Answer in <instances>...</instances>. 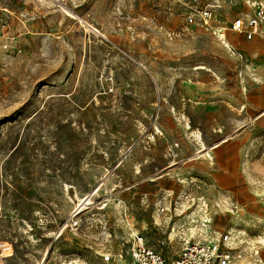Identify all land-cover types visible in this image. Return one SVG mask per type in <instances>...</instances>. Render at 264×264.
<instances>
[{
	"label": "rangeland",
	"instance_id": "rangeland-1",
	"mask_svg": "<svg viewBox=\"0 0 264 264\" xmlns=\"http://www.w3.org/2000/svg\"><path fill=\"white\" fill-rule=\"evenodd\" d=\"M0 35L5 264H106L136 234L264 264V39L228 52L176 0H0Z\"/></svg>",
	"mask_w": 264,
	"mask_h": 264
},
{
	"label": "built area",
	"instance_id": "built-area-1",
	"mask_svg": "<svg viewBox=\"0 0 264 264\" xmlns=\"http://www.w3.org/2000/svg\"><path fill=\"white\" fill-rule=\"evenodd\" d=\"M178 1L183 4L182 17L187 26H203L223 44L227 42L229 31L252 40L261 32L264 23V0H243L253 8V13L245 17H234L231 21L223 20L219 16V10L223 9L220 1ZM12 249V243L0 240V264H5ZM102 257L106 264H236L241 256L236 253L228 234H222L217 242L210 243L185 240L182 247L169 252L151 246L143 235L136 234L127 252H109Z\"/></svg>",
	"mask_w": 264,
	"mask_h": 264
},
{
	"label": "crops",
	"instance_id": "crops-1",
	"mask_svg": "<svg viewBox=\"0 0 264 264\" xmlns=\"http://www.w3.org/2000/svg\"><path fill=\"white\" fill-rule=\"evenodd\" d=\"M176 1L181 8V21L184 25H186L184 20H183V17H182V13L184 11L183 4L181 2H179L178 0H176ZM217 1H220L223 5V9L219 10V12H218L219 16L223 20L231 21L234 17H237V16H244L245 17V16L253 13V8L251 6L245 4V2L243 0H235L236 4L231 3L230 0H217ZM192 26L194 27V25H192ZM186 27H190V26L186 25ZM200 28H201V26H200ZM203 28H205V27H203ZM260 39H264V23L262 25L261 32L258 35H256L252 40H247L244 35L229 31L227 33V41L231 44V50L226 49V48H225V50H227L228 52L229 51L231 52L234 49L257 50V49L261 48V45L259 43ZM214 48H215L214 53L218 54V53L222 52V49H220V47L219 48L214 47ZM222 48H224V47L222 46Z\"/></svg>",
	"mask_w": 264,
	"mask_h": 264
},
{
	"label": "bare ground",
	"instance_id": "bare-ground-1",
	"mask_svg": "<svg viewBox=\"0 0 264 264\" xmlns=\"http://www.w3.org/2000/svg\"><path fill=\"white\" fill-rule=\"evenodd\" d=\"M227 42H226V44H223L222 43L223 44L222 46L224 48H226V49H230L231 44L229 42L228 43ZM200 68L205 69L206 67L205 66H201ZM100 188H101L100 185L95 186L94 189H93V191L90 194H88L84 198H82L80 200V202L77 204L76 208L74 209L72 216H77L80 212H82L83 210H85L88 207V205L92 204L93 195L96 194L100 190ZM206 217L207 216H203L204 219ZM194 231H196V230H194ZM194 234H195V237H196L197 240H202V239H204V238L207 237V235L204 234V228H201V231L200 232H197V231L194 232ZM126 252H127V250H126Z\"/></svg>",
	"mask_w": 264,
	"mask_h": 264
}]
</instances>
